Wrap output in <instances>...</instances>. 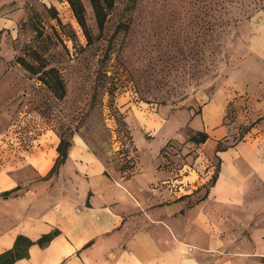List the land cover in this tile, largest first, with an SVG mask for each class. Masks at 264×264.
<instances>
[{"label":"rangeland","instance_id":"obj_1","mask_svg":"<svg viewBox=\"0 0 264 264\" xmlns=\"http://www.w3.org/2000/svg\"><path fill=\"white\" fill-rule=\"evenodd\" d=\"M82 1L87 33L69 0H1L2 16L16 15L14 26L3 28L11 45L4 52L14 50L0 79L6 176L31 151L50 150L62 136H80L124 169L135 161L133 112L197 110L221 89L230 94L227 120L235 128L223 145L264 130V108L257 107L264 99V0H115L103 29L91 0ZM49 66L65 82L63 97L41 78ZM153 135L150 129L147 136ZM122 143L129 144L123 155L114 149ZM183 151L191 160L192 147ZM63 159L57 157L50 174Z\"/></svg>","mask_w":264,"mask_h":264},{"label":"crops","instance_id":"obj_2","mask_svg":"<svg viewBox=\"0 0 264 264\" xmlns=\"http://www.w3.org/2000/svg\"><path fill=\"white\" fill-rule=\"evenodd\" d=\"M15 23L16 15L2 16L0 0V79L14 53L4 52L11 45L3 28ZM229 100L221 89L197 110L133 112L135 161L124 169L76 136L52 174L60 137L50 150L31 151L10 176L0 170V192L16 188L0 195V252L19 234L37 240L58 230L13 264H264V130L223 145L235 130L227 120ZM257 107L264 108V99ZM150 129L155 135L148 137ZM198 130L208 137L186 143L194 150L189 161L199 168L217 164L216 172L206 185L176 194L163 183L173 171L162 150Z\"/></svg>","mask_w":264,"mask_h":264},{"label":"trees","instance_id":"obj_3","mask_svg":"<svg viewBox=\"0 0 264 264\" xmlns=\"http://www.w3.org/2000/svg\"><path fill=\"white\" fill-rule=\"evenodd\" d=\"M71 3V6L82 24V26L86 29V33L88 32L87 28V22L85 17V7L82 0H69ZM115 0H91V3L93 5L96 20L98 22L99 28L103 29L105 26V22L107 19V15L109 10L114 5ZM135 1V0H133ZM23 58H20V61L25 62V60H21ZM27 67L30 68L34 73L40 71L39 67H36L31 64H26ZM42 80L54 91L55 95L58 97H63L66 93V86L65 82L60 75L59 69L56 66H49L43 73L41 74ZM208 137V134L205 131H194L190 134V139L196 142H202L206 140ZM70 144L69 140H66L65 137H61L60 143L58 145V151L59 155L58 158H64L67 155V148ZM63 159V161H64ZM57 164V161L55 162L54 166L55 168ZM16 188L3 190L0 192V195H3L5 197L9 196ZM58 230L51 231L49 233L43 234L41 237H39L37 240H32L30 237L19 234L16 238L15 244L13 247L8 248L2 252H0V264H13V262L20 257H24L28 255V248L29 246L34 243L38 242L41 245L46 244L56 233Z\"/></svg>","mask_w":264,"mask_h":264},{"label":"built area","instance_id":"obj_4","mask_svg":"<svg viewBox=\"0 0 264 264\" xmlns=\"http://www.w3.org/2000/svg\"><path fill=\"white\" fill-rule=\"evenodd\" d=\"M128 145L125 143H122V145L117 144L114 148L115 152L121 155L125 154ZM183 147H185V144L182 142L168 140L162 150L165 164L173 171V175L163 183L176 194H183L189 188L197 189L206 185L211 180L215 172L214 169L217 167V164L211 162L205 168H199L194 161L184 159ZM208 170H211L209 176H207ZM190 174L196 175L194 180L190 179Z\"/></svg>","mask_w":264,"mask_h":264},{"label":"bare ground","instance_id":"obj_5","mask_svg":"<svg viewBox=\"0 0 264 264\" xmlns=\"http://www.w3.org/2000/svg\"><path fill=\"white\" fill-rule=\"evenodd\" d=\"M77 140L80 142L81 140H80V138H79V136H77Z\"/></svg>","mask_w":264,"mask_h":264}]
</instances>
